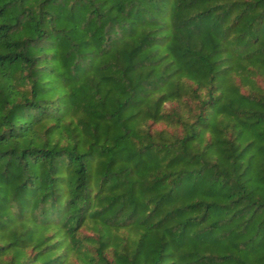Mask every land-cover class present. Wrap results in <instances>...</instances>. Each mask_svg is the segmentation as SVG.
I'll use <instances>...</instances> for the list:
<instances>
[{"label":"trees","instance_id":"trees-1","mask_svg":"<svg viewBox=\"0 0 264 264\" xmlns=\"http://www.w3.org/2000/svg\"><path fill=\"white\" fill-rule=\"evenodd\" d=\"M0 264H264V0H0Z\"/></svg>","mask_w":264,"mask_h":264}]
</instances>
